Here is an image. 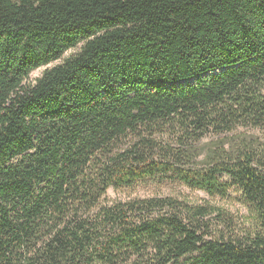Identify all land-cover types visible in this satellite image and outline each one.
I'll list each match as a JSON object with an SVG mask.
<instances>
[{
    "label": "trees",
    "instance_id": "1",
    "mask_svg": "<svg viewBox=\"0 0 264 264\" xmlns=\"http://www.w3.org/2000/svg\"><path fill=\"white\" fill-rule=\"evenodd\" d=\"M0 264H264V0H0Z\"/></svg>",
    "mask_w": 264,
    "mask_h": 264
},
{
    "label": "rangeland",
    "instance_id": "2",
    "mask_svg": "<svg viewBox=\"0 0 264 264\" xmlns=\"http://www.w3.org/2000/svg\"><path fill=\"white\" fill-rule=\"evenodd\" d=\"M79 48L69 51L65 54L64 58L54 64L47 67H43L35 72H33L28 80V83L35 84L36 80L41 78L44 72L51 69L57 65L64 63L70 57L75 56L80 51ZM155 196H174L180 199L188 200L191 203H210L211 205L224 210L225 212L231 213L237 219L239 223L250 222V214L247 208H245L239 201V194L231 191L230 195L226 199L215 198L212 199L201 192L191 191L180 185L169 184L164 186H157L156 184L139 185L133 190H122V191H109L106 199L109 202L113 201H125L134 198H145V197H155Z\"/></svg>",
    "mask_w": 264,
    "mask_h": 264
}]
</instances>
